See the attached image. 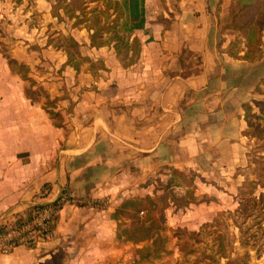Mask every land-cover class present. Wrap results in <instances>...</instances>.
<instances>
[{"label":"crops","instance_id":"1","mask_svg":"<svg viewBox=\"0 0 264 264\" xmlns=\"http://www.w3.org/2000/svg\"><path fill=\"white\" fill-rule=\"evenodd\" d=\"M235 1L146 0V28L135 32L142 50L127 68L113 45L91 47L87 30L88 52L82 53L101 60L104 69L86 64L75 70L66 52L46 38L43 56L56 71L41 75L40 84L60 97L57 103L65 109H58L72 116L65 120L71 130L63 133L64 126L55 124L60 133L53 165L45 132L10 135L41 141L38 163L31 148L9 160L0 142V220L19 217L64 188L77 204L60 210L53 239L0 252V264H107L118 239L115 211L125 199L153 196L163 172L166 177L173 170L224 172L229 163L237 170L248 143L264 141L244 132L251 129L246 106L264 119V106L257 105L264 102V31L263 56L246 59V35L224 28ZM26 98L30 107L36 105Z\"/></svg>","mask_w":264,"mask_h":264},{"label":"rangeland","instance_id":"2","mask_svg":"<svg viewBox=\"0 0 264 264\" xmlns=\"http://www.w3.org/2000/svg\"><path fill=\"white\" fill-rule=\"evenodd\" d=\"M55 2V0H0V133L2 134L0 142L9 160L15 157L17 151L26 148L35 151L36 163L43 158L42 152L38 151L42 148L41 141H29L26 136L11 139L10 136L11 133L25 135L31 130H37L50 135L49 159L52 165L58 163L57 133L60 132L55 124L60 123L62 127L64 126L60 129L63 133L71 130L65 120L71 119L72 116L58 109V105L65 109L63 105L58 104L60 97L52 96L40 84L41 75H51L56 71L51 62L44 58L42 46L46 38L47 41L49 38L62 40L65 45L67 43L62 38L65 36L77 39L82 44L83 53L87 54L88 48L84 44V39H87L88 32L85 28H78L82 31L73 29V21L70 19L66 18L61 22L54 18L51 8ZM95 5V2L90 3L91 7ZM62 53L65 51L63 50ZM9 58H15L25 64L23 73L34 79V82L29 79L24 80L15 66L11 68L8 63ZM86 64L92 69H104L101 60L94 62L90 58H85L81 68ZM41 87L46 89L48 96ZM26 90L31 92L35 99L33 101H36L34 107H30ZM71 102L69 111L73 110V100ZM66 104L68 105L67 101ZM40 106L56 111L60 116L52 118L49 113L46 115L44 113L46 110L43 108L44 111ZM33 119L41 121L36 124ZM84 119L85 121L90 119V115L86 114ZM247 146L248 155L243 157V162L238 166L242 167L245 174L249 172L248 164L262 155L260 153L264 150V141H251ZM46 155L45 158H48ZM228 165L225 166L227 169L224 172H214L212 168L200 172L179 170L171 173L170 177L164 176L166 172H163L164 183L167 184L169 179H172L173 187L170 189L179 199H184L181 201L183 206L176 207L168 203V207L164 209V201L159 199L157 207L151 209L150 204L146 203V207L149 206L152 211L146 209L139 215L140 219L143 220L148 213H151L157 217L159 228L153 231L151 237L141 241L116 239L111 247L112 250L108 253L107 264H225L226 260L219 256L220 242H227L229 255L233 259L241 258L240 264L242 261V264L245 262V264H264V246L260 249L261 254L258 255L252 247H245L241 243V235L234 219L240 221L235 211L238 207V187L245 176L235 177L234 164ZM249 175L254 179V174L249 172ZM212 183H216L218 187ZM187 202L189 204L185 206L184 203ZM214 219H217V222L213 227L205 229L202 227L203 224ZM121 221L122 230L128 227L124 226L125 224L130 225L131 221L135 220L122 217ZM247 253L249 256L245 259ZM211 255L216 256V259L211 258Z\"/></svg>","mask_w":264,"mask_h":264},{"label":"trees","instance_id":"3","mask_svg":"<svg viewBox=\"0 0 264 264\" xmlns=\"http://www.w3.org/2000/svg\"><path fill=\"white\" fill-rule=\"evenodd\" d=\"M52 5L51 14L59 21L70 19L73 21V28H85L89 32L90 45L95 48H102L113 45L116 55L124 68L133 65L139 58L142 44L140 39L135 34L137 30L145 29L146 18V0H55ZM95 2L96 5L91 7L90 3ZM98 2H101L99 5ZM224 28H232L246 35L247 52L246 59L255 60L263 56L262 49V34L264 31V0H236L231 7V12L228 21L224 24ZM67 44L64 45L62 40L49 38L47 43L52 44L57 48L63 49L68 57L67 64L74 67L75 70L81 69L82 62L85 57L82 53V44L75 38L63 36ZM8 63L13 68L16 67L17 72L22 78L29 79L34 82V79L24 75L25 64L20 63L15 58H9ZM41 90L47 94L45 88ZM33 93L36 91H32ZM26 96L29 99L35 100L31 92L26 90ZM257 105L263 110L264 102H258ZM50 116L56 117L60 114L56 111H51L47 107H43ZM246 120L251 129L245 130V134L258 139H264V119L261 115L253 113V107L246 106ZM256 118V122L252 121ZM56 126L62 127L60 123ZM248 170L254 174L252 179L248 173H244L242 167H238L235 177L244 175L245 179L238 187V207L235 211L240 221L234 219L236 227L239 229L241 243L245 247H252L258 255L261 254L260 249L264 246V154L253 162L248 164ZM179 170H173L174 172ZM172 176V175H171ZM202 178V177H201ZM170 178L168 183L158 179L156 193L146 196H134L125 199L115 211L116 220H120L118 225V238L127 241H141L152 236L153 231L159 226L157 225V217L151 213L142 220L139 215L141 212L148 211L157 207L159 199L164 201L166 209L168 203L174 204L176 207H182L181 201L174 193ZM171 186H170V184ZM150 184V181L147 182ZM217 186L216 183H212ZM218 187V186H217ZM162 192V193H159ZM150 204L147 206V204ZM185 206L189 202L184 203ZM167 205V206H166ZM31 206L25 211L30 214ZM231 213V212H230ZM122 217H127L131 221L126 229H120ZM217 219L212 222H207L202 225L205 229L213 227ZM134 226V227H133ZM202 228V229H203ZM125 236V237H124ZM227 242H220L219 256L226 260L225 264H240L241 258L233 259L228 253ZM158 249V248H156ZM249 253L245 254L247 259ZM211 258L216 259V256L211 255ZM242 260V259H241ZM243 262V261H242ZM241 262V264H242ZM246 263V262H245ZM244 263V264H245Z\"/></svg>","mask_w":264,"mask_h":264},{"label":"built area","instance_id":"4","mask_svg":"<svg viewBox=\"0 0 264 264\" xmlns=\"http://www.w3.org/2000/svg\"><path fill=\"white\" fill-rule=\"evenodd\" d=\"M76 204L73 193L64 188L54 199L31 204L30 214L1 219L0 252L10 254L20 247L33 249L50 241L55 234V220L60 210Z\"/></svg>","mask_w":264,"mask_h":264}]
</instances>
